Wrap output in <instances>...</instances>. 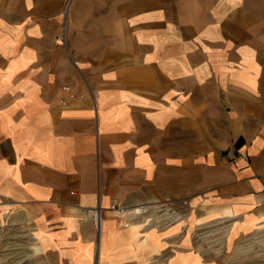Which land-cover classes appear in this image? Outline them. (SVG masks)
Returning <instances> with one entry per match:
<instances>
[{
    "label": "crops",
    "instance_id": "1",
    "mask_svg": "<svg viewBox=\"0 0 264 264\" xmlns=\"http://www.w3.org/2000/svg\"><path fill=\"white\" fill-rule=\"evenodd\" d=\"M246 4L0 0V219L47 264H181L197 256L191 225L264 222ZM167 200L188 201L189 227L114 209Z\"/></svg>",
    "mask_w": 264,
    "mask_h": 264
},
{
    "label": "rangeland",
    "instance_id": "2",
    "mask_svg": "<svg viewBox=\"0 0 264 264\" xmlns=\"http://www.w3.org/2000/svg\"><path fill=\"white\" fill-rule=\"evenodd\" d=\"M246 5L255 9V14L258 15L255 41L261 59L259 75L262 95L261 118L264 124V0H247ZM117 207L119 206H115ZM133 208H139L140 213H128L125 217H120L117 213V217L123 219L124 225L126 222H135L143 224L144 228H164L176 222H184V229L191 225L187 221V214L192 208L187 200L145 203L125 210ZM93 217L94 212V224ZM191 226L196 240L197 256L191 259L182 258L181 264H264V222L234 229L230 220L213 219ZM21 234L17 228L8 227V224L0 219V264H47L48 260L38 251V246Z\"/></svg>",
    "mask_w": 264,
    "mask_h": 264
},
{
    "label": "built area",
    "instance_id": "3",
    "mask_svg": "<svg viewBox=\"0 0 264 264\" xmlns=\"http://www.w3.org/2000/svg\"><path fill=\"white\" fill-rule=\"evenodd\" d=\"M63 88L69 93V96L70 97H73V93L70 92V89L68 86H63ZM117 213L119 214L120 217H125V214H128V213H140L139 212V208H133V209H130L129 211H126L124 210L123 208L121 207H117V208H114ZM174 216V215H172ZM94 224H95V227L98 229L99 228V225H100V220H101V214H100V211H99V215L97 214V211H94Z\"/></svg>",
    "mask_w": 264,
    "mask_h": 264
},
{
    "label": "bare ground",
    "instance_id": "4",
    "mask_svg": "<svg viewBox=\"0 0 264 264\" xmlns=\"http://www.w3.org/2000/svg\"><path fill=\"white\" fill-rule=\"evenodd\" d=\"M96 211H97V214L99 215V211H100V210H99V209H96Z\"/></svg>",
    "mask_w": 264,
    "mask_h": 264
}]
</instances>
